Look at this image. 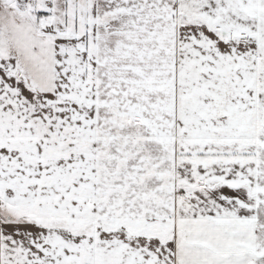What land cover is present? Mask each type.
I'll return each instance as SVG.
<instances>
[{"label": "snow or ice", "instance_id": "obj_1", "mask_svg": "<svg viewBox=\"0 0 264 264\" xmlns=\"http://www.w3.org/2000/svg\"><path fill=\"white\" fill-rule=\"evenodd\" d=\"M0 264H264V0H0Z\"/></svg>", "mask_w": 264, "mask_h": 264}]
</instances>
